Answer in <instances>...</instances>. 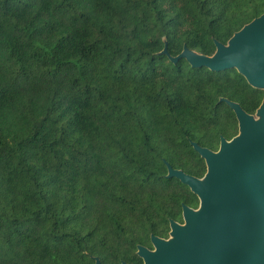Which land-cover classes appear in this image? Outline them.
<instances>
[{
	"label": "trees",
	"instance_id": "obj_1",
	"mask_svg": "<svg viewBox=\"0 0 264 264\" xmlns=\"http://www.w3.org/2000/svg\"><path fill=\"white\" fill-rule=\"evenodd\" d=\"M264 0H0V264L128 259L167 237L198 196L174 168L207 171L264 90L212 55ZM168 53H164L165 46Z\"/></svg>",
	"mask_w": 264,
	"mask_h": 264
},
{
	"label": "water",
	"instance_id": "obj_2",
	"mask_svg": "<svg viewBox=\"0 0 264 264\" xmlns=\"http://www.w3.org/2000/svg\"><path fill=\"white\" fill-rule=\"evenodd\" d=\"M212 55L185 46L173 61L186 58L193 67L214 71L236 68L255 88L264 90V13L236 31L227 43L215 40ZM164 53H168L166 45ZM235 112L239 132L231 139L221 136L218 150L192 141L205 159L202 177L174 168L169 162L168 178L176 177L199 198L194 209L183 203L184 223L171 219L168 239L153 235L155 250L139 246L145 264H264V224L251 235V224L243 222V235L235 253V240L224 229L235 227L240 213L257 208L264 217V98L255 113L239 102L221 98ZM98 264L100 261L98 259Z\"/></svg>",
	"mask_w": 264,
	"mask_h": 264
},
{
	"label": "flooded vegetation",
	"instance_id": "obj_3",
	"mask_svg": "<svg viewBox=\"0 0 264 264\" xmlns=\"http://www.w3.org/2000/svg\"><path fill=\"white\" fill-rule=\"evenodd\" d=\"M191 207H193L194 209H198L199 204L197 206H191ZM177 221L180 223H184L183 212H182V220H177ZM233 221L235 222V227L225 228L224 236L227 237L228 235L229 237L235 240L234 249H235V253H237L239 247V239H241L243 235V228L242 225L239 226V223L242 224L243 222H246L247 224H251L246 231H249L252 235L255 232L253 224L256 228H258L260 224H264V217L262 213H259L257 208L255 209L251 208V210L250 211L248 210V212L246 211L245 213L244 212L240 213L239 219L238 220L235 219ZM170 231H171V227L167 237H163V236H159V237L165 239L170 238L171 237ZM152 236L150 243L137 244L136 249L132 253H130V257H128V259L121 258V260H118L117 258L110 257L109 260L103 262L102 258H100L97 255H90V256L91 258H93L95 264H98V259L100 261V264H145V258L139 253V246H144L151 251L155 250L156 247L152 241Z\"/></svg>",
	"mask_w": 264,
	"mask_h": 264
}]
</instances>
